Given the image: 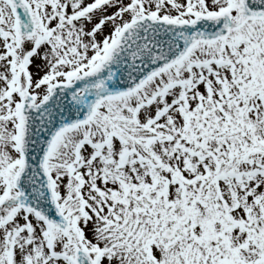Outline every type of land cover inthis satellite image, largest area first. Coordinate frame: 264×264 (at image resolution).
Masks as SVG:
<instances>
[{"label": "snow or ice", "instance_id": "snow-or-ice-1", "mask_svg": "<svg viewBox=\"0 0 264 264\" xmlns=\"http://www.w3.org/2000/svg\"><path fill=\"white\" fill-rule=\"evenodd\" d=\"M0 264H264V0H0Z\"/></svg>", "mask_w": 264, "mask_h": 264}]
</instances>
